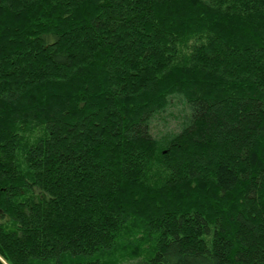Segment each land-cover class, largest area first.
<instances>
[{"label":"trees","instance_id":"1","mask_svg":"<svg viewBox=\"0 0 264 264\" xmlns=\"http://www.w3.org/2000/svg\"><path fill=\"white\" fill-rule=\"evenodd\" d=\"M0 264H264V0H0Z\"/></svg>","mask_w":264,"mask_h":264},{"label":"rangeland","instance_id":"2","mask_svg":"<svg viewBox=\"0 0 264 264\" xmlns=\"http://www.w3.org/2000/svg\"><path fill=\"white\" fill-rule=\"evenodd\" d=\"M170 126H172V122H170Z\"/></svg>","mask_w":264,"mask_h":264}]
</instances>
